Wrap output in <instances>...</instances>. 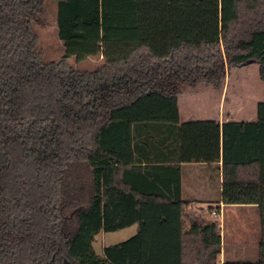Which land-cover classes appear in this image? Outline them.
<instances>
[{"label": "trees", "instance_id": "1", "mask_svg": "<svg viewBox=\"0 0 264 264\" xmlns=\"http://www.w3.org/2000/svg\"><path fill=\"white\" fill-rule=\"evenodd\" d=\"M56 5L64 56L44 62L31 24ZM99 57L92 71L68 61ZM264 82V0H0V264H136L141 206L181 199V129L113 112L233 69ZM221 203L256 206L264 264V101L222 124ZM199 212V213H198ZM180 210L179 264H219L220 230ZM137 225L93 250L95 236Z\"/></svg>", "mask_w": 264, "mask_h": 264}, {"label": "crops", "instance_id": "2", "mask_svg": "<svg viewBox=\"0 0 264 264\" xmlns=\"http://www.w3.org/2000/svg\"><path fill=\"white\" fill-rule=\"evenodd\" d=\"M223 94L222 90L215 93L207 87L197 86L183 90L178 98L186 97L180 100L167 99L168 103L142 98L131 106L135 108L132 112L114 118L130 122H166L181 129V199L190 204L158 205L152 201L142 204L139 215L141 244L136 264H179L180 210L187 213L202 211L212 222L209 213L219 207L216 205H222V208L234 206L221 203L222 124L253 121L255 108L250 106L247 110L240 105L232 112H226ZM125 109L131 110L130 107ZM234 207L252 208L253 205ZM221 213L222 210L220 220ZM136 229L137 225H133L112 233L127 232L125 241L135 234ZM106 235L100 233L95 236L93 250L96 255L101 256L105 246L118 243H106ZM218 260L219 264L226 261L222 241Z\"/></svg>", "mask_w": 264, "mask_h": 264}, {"label": "rangeland", "instance_id": "3", "mask_svg": "<svg viewBox=\"0 0 264 264\" xmlns=\"http://www.w3.org/2000/svg\"><path fill=\"white\" fill-rule=\"evenodd\" d=\"M45 8L44 19L32 23L31 29L38 38V47L42 52L43 61L50 62L60 59L65 53L63 43L57 35L55 22L56 5L54 2H47ZM68 61L75 69L86 71L94 70L102 62L99 57H89L81 62H77L73 58L68 59ZM199 87H207L215 93H219L222 90L224 93L223 106L226 112H232L233 108H237L240 105L247 110L250 109V106L254 109L256 103L264 101V82L258 78L256 64L231 70L226 76L221 90L205 85H199ZM185 89L189 88L185 87ZM183 97L186 96L182 95L177 98L180 100ZM149 99H160L164 103H168L167 99L157 95L147 96L143 100ZM130 109H119L113 112L112 118L125 116L135 108L130 106ZM218 206L216 205V207ZM221 210L220 231L226 261H255L257 258V244L261 238L258 209L254 206L252 208L223 206ZM207 219L209 220L208 217ZM126 233L125 231L107 233L104 240L106 243H119L124 241Z\"/></svg>", "mask_w": 264, "mask_h": 264}, {"label": "built area", "instance_id": "4", "mask_svg": "<svg viewBox=\"0 0 264 264\" xmlns=\"http://www.w3.org/2000/svg\"><path fill=\"white\" fill-rule=\"evenodd\" d=\"M220 212H221V205H219L218 208L211 209V211L209 213L212 222L216 223L218 225V227H220V225H221Z\"/></svg>", "mask_w": 264, "mask_h": 264}]
</instances>
